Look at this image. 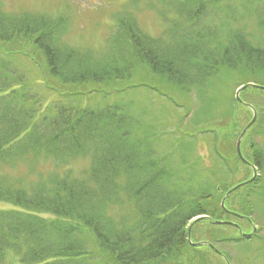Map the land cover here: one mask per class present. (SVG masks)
I'll list each match as a JSON object with an SVG mask.
<instances>
[{
    "label": "trees",
    "instance_id": "1",
    "mask_svg": "<svg viewBox=\"0 0 264 264\" xmlns=\"http://www.w3.org/2000/svg\"><path fill=\"white\" fill-rule=\"evenodd\" d=\"M161 1L176 21H184L172 42L151 40L134 17L124 13L117 18L105 57L64 45L61 18L8 14L0 6V167L28 155L45 157L59 167L77 158L89 159L78 177L57 170L45 178L37 173L38 180L21 184L22 189L0 179V201L26 209L0 210V264H90L94 258L97 264H218L210 260L217 254L209 244L263 241L257 233L249 239L238 235V229L245 232L251 221L227 212L248 218L254 214L253 197L264 200L259 175L239 187L235 186L248 176L233 183L222 182L221 177L206 185L194 177L175 182L173 146L169 154L158 152L149 126L141 121L133 125L130 105L108 107L109 88L96 86L123 82V71H131L138 62L177 85L199 86L219 69L239 73L236 89L243 86L241 101L234 97L231 105L234 111L243 109L246 121L252 117L251 109L255 111L240 150L264 179V89L260 88L264 87V43L257 37L248 40L246 23L238 21L253 17V24L264 27V0ZM215 15L226 22L207 24V17ZM10 55L33 60L39 79L29 81L8 64ZM45 82L52 85L47 96L29 88ZM112 86L116 95L134 89L133 83L124 89ZM180 125L174 123V128ZM233 125L228 132L216 127L209 132L210 152L231 179L244 166L235 151L243 126ZM135 128H143L144 134L138 135ZM219 135L226 139L224 144ZM131 203L136 216L130 226L126 213L120 212L118 219L110 217L108 208ZM198 216L203 217L191 222ZM229 219L237 227L215 223ZM93 246L101 254H94Z\"/></svg>",
    "mask_w": 264,
    "mask_h": 264
},
{
    "label": "rangeland",
    "instance_id": "2",
    "mask_svg": "<svg viewBox=\"0 0 264 264\" xmlns=\"http://www.w3.org/2000/svg\"><path fill=\"white\" fill-rule=\"evenodd\" d=\"M0 4L4 13L8 14L26 15L28 13L47 15L50 19L61 18L63 22L65 21L64 31L61 33L62 43L79 50V52H89L99 57L107 55L108 40L116 34L117 18L120 14H130L134 17L133 20L142 33L151 40L163 39L167 44L172 42L171 36L178 34L184 26V21H176L174 12L165 9L163 5L165 3L161 0H0ZM161 9L165 12L164 16L161 15ZM207 18V22H209L207 24L226 22L218 16ZM238 21L246 23L249 30L248 40L251 41V38L257 37L261 39L262 44L264 43V27L259 28L258 23L253 24V17L246 16ZM232 23L237 24V20ZM254 30L256 32L251 33ZM11 56L6 58L8 64L12 63V66L17 68L16 70L27 75L29 81L38 78V75L35 77V74L39 69L33 60L28 57L13 58ZM136 64L137 66L134 64L131 71H123L126 76L123 82H108L107 85L98 84L96 87L99 89L101 87L109 88L110 92L106 102L108 107L112 108L120 103H125L126 106L130 105L129 116H132L133 125L136 126L141 121L144 126H149V131L155 133L153 140L158 144V152L169 154L172 152L171 146H173L171 164L178 171L174 179L175 182L184 183L194 177L195 180L206 185L211 183L214 178L221 177L222 182L229 183L240 180L244 175L249 177L250 182L258 175L259 180L264 181L263 173H260L256 168L251 173V170L245 169L244 166L237 168L236 176L231 179L225 172V167L214 158L209 149L212 139L209 133L211 128L216 127L223 133L231 131L234 128V122L237 126L241 124L245 127L251 120L250 118L249 121L244 119L243 109L237 107L234 111L231 105L232 98L237 92L236 83L241 80L239 73L219 69L216 74L208 75L199 86L177 85L169 83L160 75L152 74L143 63ZM131 83L134 84V89L124 90L117 95L111 92L113 86L109 87L111 84H119L120 88L124 89ZM51 86L50 83L45 82L34 83L29 88H35L40 95L47 96L45 92H49ZM240 92L241 90H238V98ZM99 95H102V92ZM179 122L182 125L179 126V129H175L174 123ZM135 130L138 135L144 134L143 128H135ZM162 140L165 142L160 143ZM225 140L223 135H219L220 143L224 144ZM88 165L89 159L84 157L74 159L59 167L45 157L28 155L14 164L0 167V179L5 182H13L15 187L22 189L21 184L28 186L38 180L37 173H41L42 178H45L52 171L57 170L61 175L69 172L78 177ZM242 184H244L243 181ZM260 199V196L253 197L256 210L249 218L251 221L249 223L256 231L258 228L260 229L256 233L263 236V241L255 239L253 242H246L244 240L235 244L226 243L217 247L213 246L219 253H216L217 255H214L212 259L210 258L211 262L219 264L223 259V264H264V230H261L264 228V200ZM119 206L117 204L108 208L110 217L118 219L120 212L126 213L130 217L132 216L128 218L130 226L136 216L133 204H127L123 208H118ZM9 209L26 211V209L0 201V210ZM43 216L53 218L47 214H43ZM228 221L236 223L232 219ZM238 223L241 224L242 221L238 219ZM251 227L245 232L240 231V233H252ZM223 229L228 230L229 228L224 227ZM240 233L237 234L241 235ZM92 250L94 254H101L95 246L92 247ZM201 250L205 251V249ZM97 260L92 259L90 264H97Z\"/></svg>",
    "mask_w": 264,
    "mask_h": 264
},
{
    "label": "water",
    "instance_id": "3",
    "mask_svg": "<svg viewBox=\"0 0 264 264\" xmlns=\"http://www.w3.org/2000/svg\"><path fill=\"white\" fill-rule=\"evenodd\" d=\"M260 88H264V87H260ZM236 98H237V100H238V91H237V93H236ZM255 121V113L253 112V117L251 118V121L245 126V128L241 131V133H240V135L238 136V139H237V142H236V150L235 151H237V155L240 157V159H241V161H243V159H242V157H241V153H240V149H239V145H240V139H242V137H243V135L245 134V132L247 131V129L248 128H250V125L253 123ZM245 162V161H244ZM250 181V180H249ZM229 192H231V190L230 191H228V192H226L227 194H226V196H228L230 193ZM224 201V200H223ZM221 205H223V203H221ZM235 215H237V214H235ZM237 216H239V215H237ZM218 224H221V223H229V222H220V221H216ZM254 232H256V229L253 227V233ZM243 236H245V237H250L251 236V234H243ZM195 245V244H194Z\"/></svg>",
    "mask_w": 264,
    "mask_h": 264
},
{
    "label": "flooded vegetation",
    "instance_id": "4",
    "mask_svg": "<svg viewBox=\"0 0 264 264\" xmlns=\"http://www.w3.org/2000/svg\"><path fill=\"white\" fill-rule=\"evenodd\" d=\"M247 161H248V163H244L246 165L244 168L245 169H247V168L250 169L251 173H252L253 168H256V167L252 164V162L249 160V158H247Z\"/></svg>",
    "mask_w": 264,
    "mask_h": 264
}]
</instances>
